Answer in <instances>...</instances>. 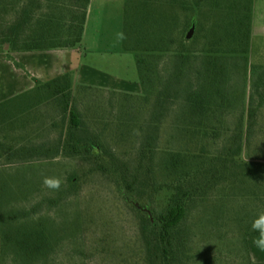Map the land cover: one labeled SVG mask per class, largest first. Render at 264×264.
Listing matches in <instances>:
<instances>
[{
  "label": "trees",
  "instance_id": "trees-1",
  "mask_svg": "<svg viewBox=\"0 0 264 264\" xmlns=\"http://www.w3.org/2000/svg\"><path fill=\"white\" fill-rule=\"evenodd\" d=\"M89 1L0 0V52L80 47ZM254 1L126 0L123 49L135 52L141 92L73 85L67 72L0 102L1 163L76 157L112 177L138 215L122 256L78 264H264L248 244L264 214V70L248 77ZM181 12L196 19L190 38ZM82 92L108 93L109 104ZM53 109L62 119L49 122ZM36 122L37 138L47 126L55 134L34 141ZM31 214L0 215V256L57 264L55 235Z\"/></svg>",
  "mask_w": 264,
  "mask_h": 264
},
{
  "label": "rangeland",
  "instance_id": "rangeland-1",
  "mask_svg": "<svg viewBox=\"0 0 264 264\" xmlns=\"http://www.w3.org/2000/svg\"><path fill=\"white\" fill-rule=\"evenodd\" d=\"M1 16L0 34L2 29L6 30V25H1ZM181 17L189 21V25L187 24L185 28V34H187L193 19L195 21L196 19L187 12H181ZM195 30L196 22L194 32ZM108 41L115 45L117 38ZM9 46L10 44L7 45ZM72 48L75 49V60L72 61L73 64L70 65L68 73L71 75L73 85L81 81L79 80L80 72L93 70L92 65L100 69L101 78L99 77L98 81H103V74L112 76L111 78L116 81H122L123 78L124 80L139 79L136 56L133 51L122 50L109 53L99 51L98 53L89 52L86 55V51L83 50L84 43L80 47ZM71 53L73 51H66L65 59L68 60V55ZM5 54L4 58L0 55V99L24 87L19 86L20 84L16 85L21 83L22 78L16 74L12 62L20 71H24L21 59L25 58L20 55L19 58L16 57L17 60L13 55L7 52ZM50 60L53 62L52 58ZM250 64L252 70H249L248 77L251 85V82L257 79L258 73L264 70V0L254 1ZM127 84L128 82L125 85ZM16 88L17 90H14ZM74 89L77 91V86H74ZM107 96L108 93L104 96L101 94L92 96L89 92L78 93V97L83 98L86 103L109 104ZM259 98L260 96L257 95V99ZM44 104L42 103V106ZM55 114H58V111L50 110L45 119L49 122L53 118L62 119V116ZM40 124L36 122L33 129L32 126L28 128L32 132L34 141L55 134V131H52L53 127L50 129L47 126L41 137L37 138L42 131L38 127ZM48 125L50 126V123ZM0 137H2L1 131ZM260 149L264 150V147ZM45 177L59 179V189L45 186ZM71 177H74L75 183L71 182ZM0 183L5 184L6 188L4 198L0 197V215L10 210L27 208L31 211V216L45 218L48 228L56 239L55 248L49 256L55 259L57 264H78L82 261L118 258L125 251L123 247L125 237L129 238L138 231V215L124 202L116 189L114 179L108 175L94 174L88 162L76 157L59 155L28 163L0 162ZM194 220L195 217L190 215L189 221L193 223ZM0 227H2L1 221ZM1 246L0 229V251ZM233 248L225 244L221 246L222 252L229 255L226 258H232V256L238 258L237 251L235 252ZM0 264H22V262L19 257L7 252L5 256H0ZM40 264H42L41 261ZM219 264L223 263L219 262Z\"/></svg>",
  "mask_w": 264,
  "mask_h": 264
},
{
  "label": "crops",
  "instance_id": "crops-1",
  "mask_svg": "<svg viewBox=\"0 0 264 264\" xmlns=\"http://www.w3.org/2000/svg\"><path fill=\"white\" fill-rule=\"evenodd\" d=\"M126 0H90L87 10V18L85 23V30L83 36L84 49L87 53L103 52H120L123 49V23H124V10ZM113 33V34H112ZM117 38L114 43L108 40ZM117 42V43H116ZM73 48H60L48 50H13L11 55L19 58L22 55L25 59H21L25 70L20 71L18 67L12 62V65L22 80L21 83L16 85L24 86L18 91L8 95L0 102L12 97L20 92L30 90L35 87V78L42 81L51 80L61 74L69 72L68 69L75 60V49ZM73 51L71 55L67 54L69 59H65L66 51ZM6 52H0L2 58L6 56ZM5 55V56H4ZM16 58V59H17ZM52 58L53 62H51ZM64 59V60H62ZM18 60V59H17ZM20 61V60H19ZM8 62V61H6ZM53 67V68H52ZM92 71L80 72L77 84H91L98 85L106 88H114L119 90H127L131 92H141L142 86L140 80H113L109 75H104L103 81H98L101 78L100 69L92 65ZM102 71V70H101ZM22 76L26 77L23 78ZM122 78V77H121ZM126 82H128L127 85ZM14 90H17L14 89ZM18 92V93H16ZM5 96V95H4ZM260 239V233L251 234L248 236L249 251L254 261H264V250L257 247L255 241Z\"/></svg>",
  "mask_w": 264,
  "mask_h": 264
},
{
  "label": "clouds",
  "instance_id": "clouds-1",
  "mask_svg": "<svg viewBox=\"0 0 264 264\" xmlns=\"http://www.w3.org/2000/svg\"><path fill=\"white\" fill-rule=\"evenodd\" d=\"M44 184L49 188L59 189L60 187L59 179H52L45 177ZM262 224H264V214H262L260 218L257 221H255L253 224L254 229L260 230V239L256 240L255 243L258 248L264 250V227H261Z\"/></svg>",
  "mask_w": 264,
  "mask_h": 264
},
{
  "label": "water",
  "instance_id": "water-1",
  "mask_svg": "<svg viewBox=\"0 0 264 264\" xmlns=\"http://www.w3.org/2000/svg\"><path fill=\"white\" fill-rule=\"evenodd\" d=\"M194 29H195V20L193 19V22H192V25L187 33V37L190 38L192 37L193 35V32H194Z\"/></svg>",
  "mask_w": 264,
  "mask_h": 264
}]
</instances>
